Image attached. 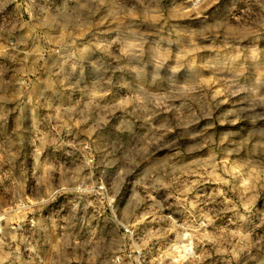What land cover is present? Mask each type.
Returning a JSON list of instances; mask_svg holds the SVG:
<instances>
[{
  "label": "clouds",
  "instance_id": "1",
  "mask_svg": "<svg viewBox=\"0 0 264 264\" xmlns=\"http://www.w3.org/2000/svg\"><path fill=\"white\" fill-rule=\"evenodd\" d=\"M0 264H264V0H0Z\"/></svg>",
  "mask_w": 264,
  "mask_h": 264
}]
</instances>
